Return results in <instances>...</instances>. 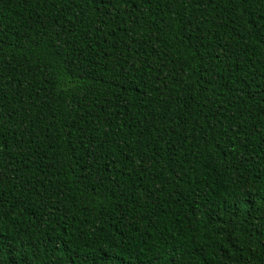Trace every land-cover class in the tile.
Returning <instances> with one entry per match:
<instances>
[{
	"label": "trees",
	"instance_id": "trees-1",
	"mask_svg": "<svg viewBox=\"0 0 264 264\" xmlns=\"http://www.w3.org/2000/svg\"><path fill=\"white\" fill-rule=\"evenodd\" d=\"M0 264H264V0H0Z\"/></svg>",
	"mask_w": 264,
	"mask_h": 264
}]
</instances>
